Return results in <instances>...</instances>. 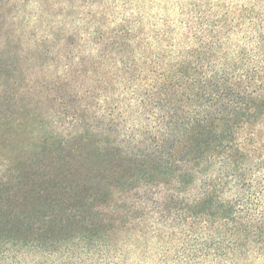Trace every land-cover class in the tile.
I'll list each match as a JSON object with an SVG mask.
<instances>
[{"label":"trees","instance_id":"trees-1","mask_svg":"<svg viewBox=\"0 0 264 264\" xmlns=\"http://www.w3.org/2000/svg\"><path fill=\"white\" fill-rule=\"evenodd\" d=\"M142 1L0 0V264H264V0Z\"/></svg>","mask_w":264,"mask_h":264},{"label":"rangeland","instance_id":"rangeland-1","mask_svg":"<svg viewBox=\"0 0 264 264\" xmlns=\"http://www.w3.org/2000/svg\"><path fill=\"white\" fill-rule=\"evenodd\" d=\"M165 5V0H146L139 3V8H143L146 13V21L151 19L152 22H156L159 19V16L165 17V6L168 8V11L173 10V0L167 1ZM118 11V10H117ZM27 13L32 18L36 15V9L33 6L27 8Z\"/></svg>","mask_w":264,"mask_h":264}]
</instances>
